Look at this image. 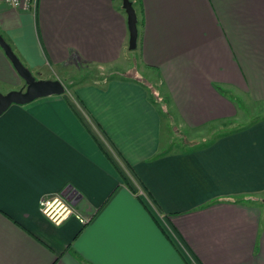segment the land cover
I'll return each mask as SVG.
<instances>
[{
	"label": "crops",
	"instance_id": "obj_1",
	"mask_svg": "<svg viewBox=\"0 0 264 264\" xmlns=\"http://www.w3.org/2000/svg\"><path fill=\"white\" fill-rule=\"evenodd\" d=\"M131 1L133 52L121 0L0 2L20 62L68 83L0 116V264H264V116L237 106L264 112V0ZM23 86L0 48V93ZM65 191L86 224L39 212Z\"/></svg>",
	"mask_w": 264,
	"mask_h": 264
},
{
	"label": "water",
	"instance_id": "obj_2",
	"mask_svg": "<svg viewBox=\"0 0 264 264\" xmlns=\"http://www.w3.org/2000/svg\"><path fill=\"white\" fill-rule=\"evenodd\" d=\"M122 8L126 15L127 29L129 33L128 49L135 51L137 48L138 28L137 13L130 0H121ZM0 48L11 63L17 75L23 80L24 86L19 90L0 93V116L11 105H26L36 99L54 95H62L65 92L63 84L58 80H38L32 73L20 62L13 53L11 47L0 35ZM62 195L73 202V194L65 191Z\"/></svg>",
	"mask_w": 264,
	"mask_h": 264
},
{
	"label": "built area",
	"instance_id": "obj_3",
	"mask_svg": "<svg viewBox=\"0 0 264 264\" xmlns=\"http://www.w3.org/2000/svg\"><path fill=\"white\" fill-rule=\"evenodd\" d=\"M0 2L15 10H31L37 0H0ZM39 212L55 226L61 225L71 216H75L82 225L86 224L85 219L75 213L72 201L62 194L41 198Z\"/></svg>",
	"mask_w": 264,
	"mask_h": 264
},
{
	"label": "rangeland",
	"instance_id": "obj_4",
	"mask_svg": "<svg viewBox=\"0 0 264 264\" xmlns=\"http://www.w3.org/2000/svg\"><path fill=\"white\" fill-rule=\"evenodd\" d=\"M136 2V1H135ZM135 10H136V12H137V18H138V21L140 20V14H139V9H138V5H137V2L135 3ZM133 52V51H132ZM132 56L131 57H133L134 59V62L140 67V60L138 59V53H134V54H131ZM134 55H136V56H134ZM107 77V76H109L107 73H105V74H101V76H99V77H96V78H98V79H101L102 77ZM92 77H93V75H92ZM38 80H39V78H38ZM63 84H65V86H67L66 84H68L66 81L63 83ZM237 106H238V108H239V114L241 115V117L244 115L245 116V118H247V116L248 115H250L249 116V119H248V121H247V124H243V125H241L242 127L243 126H248V125H250V124H252V123H254L255 121H257L258 119H256L255 118V114H257L258 116H264V112H258L257 110H255L256 108L254 107V106H251V105H245V106H243V107H241V105L239 104V103H237ZM254 114V115H253ZM241 117H240V119H241ZM241 120H243V118L241 119ZM240 120V121H241ZM171 127H172V129H170L171 130V134H172V142H173V146H176V145H180V144H183L182 142H185V140H184V138L181 136V134H179L178 132H177V130H176V128H174L175 126L174 125H171ZM235 128H237L236 126H234L232 129H235ZM231 129V128H230ZM219 135V134H218ZM218 135H213V137L212 138H216Z\"/></svg>",
	"mask_w": 264,
	"mask_h": 264
},
{
	"label": "trees",
	"instance_id": "obj_5",
	"mask_svg": "<svg viewBox=\"0 0 264 264\" xmlns=\"http://www.w3.org/2000/svg\"><path fill=\"white\" fill-rule=\"evenodd\" d=\"M131 1V0H130ZM132 2V5H133V7L135 8V1H131ZM138 9H139V7H138ZM136 11V10H135ZM137 13V12H136ZM139 14H141V11H140V9H139ZM140 23H141V20H139L138 21V23H137V26L139 27L140 26ZM151 95H153L154 96V93H152L151 92ZM256 119H258V117L256 118Z\"/></svg>",
	"mask_w": 264,
	"mask_h": 264
}]
</instances>
